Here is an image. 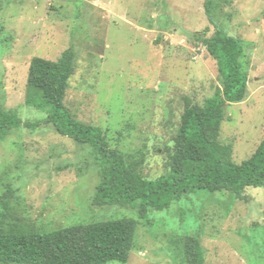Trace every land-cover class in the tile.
I'll list each match as a JSON object with an SVG mask.
<instances>
[{"label": "rangeland", "instance_id": "rangeland-1", "mask_svg": "<svg viewBox=\"0 0 264 264\" xmlns=\"http://www.w3.org/2000/svg\"><path fill=\"white\" fill-rule=\"evenodd\" d=\"M206 1L0 0V106L33 125L0 140V190H17L16 219L5 229L45 233L133 218L140 223L127 264H185L187 236L200 238L204 264H264V188H248L242 200L196 190L146 220L133 208L93 206L100 176L92 148L26 105L32 60L58 61L75 47L67 108L102 128L111 148L145 153L143 174L156 180L169 170L186 106L202 108L222 89L217 62L195 38L218 28L242 41L250 74L248 94L227 105L220 135L243 163L264 141V0H214L213 25Z\"/></svg>", "mask_w": 264, "mask_h": 264}, {"label": "trees", "instance_id": "trees-1", "mask_svg": "<svg viewBox=\"0 0 264 264\" xmlns=\"http://www.w3.org/2000/svg\"><path fill=\"white\" fill-rule=\"evenodd\" d=\"M213 2L207 0L205 5L212 25ZM195 38L203 42L217 62L222 89L208 98L202 108L186 106L169 170L156 180L143 174L145 153L111 148L102 128L79 121L67 108L70 81L76 73L75 47L67 49L58 61L40 57L32 60L26 105L46 112L47 123L54 125L60 135L92 148L100 176L93 206L133 208L140 219L146 220L152 211L163 212L196 190L226 191L242 200L248 188H264V141L241 164L234 160L233 145L220 141L227 105L243 102L248 94L250 74L241 61L246 57L243 43L218 28L212 37ZM25 125L33 126L24 122L16 110L0 106V140ZM16 194L11 186L0 190V264L129 262L139 220L95 221L45 233L26 230L19 224L5 229L10 219H16ZM182 244L181 259L185 264H204L205 252L199 237L187 236Z\"/></svg>", "mask_w": 264, "mask_h": 264}]
</instances>
